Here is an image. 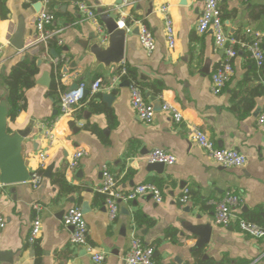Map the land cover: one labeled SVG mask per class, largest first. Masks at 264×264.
Listing matches in <instances>:
<instances>
[{
    "label": "crops",
    "instance_id": "1",
    "mask_svg": "<svg viewBox=\"0 0 264 264\" xmlns=\"http://www.w3.org/2000/svg\"><path fill=\"white\" fill-rule=\"evenodd\" d=\"M37 2L39 10L34 8ZM78 3L93 10L96 20L87 18ZM261 5L264 0L220 1L224 31L238 43L231 59L233 73L223 89L214 93L211 73L223 62L225 52L215 46L212 31H196L202 0H130L127 5L122 0H4V9L0 7V102L7 98L3 78L11 66L25 54L37 56L39 73L34 85L25 90V107L14 121L6 120L10 132L31 122L22 145L30 173L39 170V153H45L47 159L39 170L37 186L29 181L0 182V213L6 221L0 230V264H123L133 236L153 247L157 264H264V237L245 235L236 220L227 227L213 222L216 202L234 192L239 196L235 219L264 227V122H258L264 106V63L257 69L242 45L264 33V13L256 15ZM162 6L167 7L175 30L173 47L165 38ZM42 10L54 15L46 27L55 42L50 48L35 28ZM100 12L114 13L118 25L125 24L128 16H136L127 25L129 29L125 28L120 65L135 70L137 85L154 108L151 123L137 118L130 105L129 84L120 85L125 79L112 91L105 86L96 94L87 92L71 114L59 112L60 94L73 83L97 77L108 83L117 71L116 65L105 67L96 62L83 45L94 39L106 43ZM137 21L153 34L151 53L140 45L138 32H133ZM19 22L23 23L21 49L11 44ZM262 48L264 51V37ZM43 71L62 90L58 87L50 95V84L37 83ZM107 92L113 95L109 105L101 101V93ZM162 99L180 109V123L161 110ZM106 110H111L112 122ZM71 120L79 127L77 132L69 127ZM190 126L202 129L217 147L238 150L246 157L245 163L239 167L216 164L189 136ZM156 147L174 154L175 162L161 167L148 162V152ZM78 149L87 153L74 169H68V159ZM103 167L115 178L114 190L125 192L140 183H154L163 200L157 203L143 194L121 201L117 216L110 220L104 195L97 191ZM55 173L73 189L61 192L53 182ZM186 189L189 199L181 203ZM34 203L42 207L41 228L37 239L29 243ZM83 205L88 242L105 252L101 263L93 262L84 247L71 243V228L62 223L65 210ZM205 225L210 239L198 246L196 230Z\"/></svg>",
    "mask_w": 264,
    "mask_h": 264
},
{
    "label": "built area",
    "instance_id": "2",
    "mask_svg": "<svg viewBox=\"0 0 264 264\" xmlns=\"http://www.w3.org/2000/svg\"><path fill=\"white\" fill-rule=\"evenodd\" d=\"M222 0H202L203 6L201 8L198 21L196 24V31L199 34L206 31H212L214 44L216 47L222 48L225 52V59L221 62L211 73L212 90L214 93H219L229 77L233 73L231 59L236 55L237 50L234 45L238 43L237 39L228 36L223 27V20L219 12V3ZM122 3L127 5L130 0H122ZM78 9L89 19L96 20V13L87 7L84 3H78ZM160 12L163 15L164 33L169 47H173L175 43V30L172 19L167 12V7L162 6ZM54 21V15L47 11H40L37 14L35 21V28L39 32L42 40L46 41L51 33L47 30V26ZM138 25V41L142 48L151 53L155 47V41L151 30L143 23L137 21ZM119 26L129 29L124 23ZM264 33L257 34L251 41L242 42V45L249 51L250 57L254 61L257 69H260L264 63V51L262 48V38ZM1 50V45H0ZM126 73L125 67L115 71L109 82L106 84L107 89L113 90L124 79ZM103 79L97 77L92 81L81 80L76 83V86L67 89L60 94L58 106L59 112L63 116L71 114L74 108L81 103L86 95V91L96 94L102 89ZM130 105L135 112L137 118L144 123H151L154 120V108L152 104L147 101L139 86L132 82L129 83ZM161 110L166 112L175 123H180L183 119L180 109L171 101L162 99ZM258 122H264V106L259 112ZM189 136L202 147L209 157L216 163L223 167H239L245 163L246 157L238 150L233 148L217 147L212 140H210L205 132L197 126L189 127ZM84 149L74 151L67 163L68 169H74L79 160L86 155ZM39 170L44 169L46 165L47 155L45 153L38 154ZM147 160L150 163L173 164L176 160L174 154L163 148H153L147 154ZM34 171L30 174L29 182L33 186H37L41 179L40 171ZM115 178L106 167L102 168V181L97 187V191L104 195L105 205L110 220H114L119 209V202H128L136 199L138 196L148 194L155 202L163 200L161 191L154 183H140L133 186L125 192L114 190ZM189 199L188 190H184L183 195L179 201L185 203ZM239 204V196L234 192L224 194L215 204L213 222L216 225L227 227L233 220H236L238 229L254 238L264 237V227L254 221L244 218L235 219L234 209ZM35 217L31 222L28 239L29 243L34 242L40 234L41 222L39 212L42 209L39 203L33 204ZM5 218L0 213V230L5 227ZM62 223L66 227H71L70 241L75 246H82L89 254L91 260L95 263H101L104 260L105 252L97 249L89 244L87 233L88 227L84 217V213L79 206L69 207L62 216ZM123 264H157L153 258V247L146 245L143 241L133 236L130 240V246L124 257Z\"/></svg>",
    "mask_w": 264,
    "mask_h": 264
},
{
    "label": "water",
    "instance_id": "3",
    "mask_svg": "<svg viewBox=\"0 0 264 264\" xmlns=\"http://www.w3.org/2000/svg\"><path fill=\"white\" fill-rule=\"evenodd\" d=\"M34 8L39 10V3L34 4ZM99 18L102 21L107 34L106 43H102L99 39H94L90 44L85 43V47L95 58L96 62L102 63L105 67L116 65L119 67L124 56V43L126 30L123 27H119L116 15L114 13L100 12ZM133 32H138V27H135ZM11 44L21 49L23 47V23L19 22ZM54 56L56 53L54 50L50 51ZM37 66L40 65L41 60L37 59ZM37 83L48 86L50 84L49 72L43 71L40 77L36 80ZM106 81H103L102 87H105ZM129 83L127 80H123L120 85L127 86ZM76 83H73L69 89L74 88ZM87 94V91H86ZM113 98L110 92L101 93V101L109 105ZM7 98L0 102V182L2 183H15L25 182L30 178V171L26 167V162L22 155V145L26 142L31 131V122L23 129H16L15 131H8L7 126V111H8ZM69 127L77 132L79 127L75 126V121L71 120L68 123ZM153 165L163 166L162 163H152ZM135 204V201H133ZM84 206L81 210L84 212ZM71 228V227H70ZM196 234L199 236L197 242L198 246L208 243L210 239V231L208 226H201L197 228Z\"/></svg>",
    "mask_w": 264,
    "mask_h": 264
},
{
    "label": "trees",
    "instance_id": "4",
    "mask_svg": "<svg viewBox=\"0 0 264 264\" xmlns=\"http://www.w3.org/2000/svg\"><path fill=\"white\" fill-rule=\"evenodd\" d=\"M0 7L1 10L4 9V0H0ZM264 13V6H260L258 8L256 15H261ZM136 19V16H128L125 19V24L130 25L132 20ZM46 43L48 48L55 46V42L52 40L51 37L47 38ZM44 47H41L43 50ZM38 57L34 55L25 54L21 60H18L14 63L10 71L6 76L3 78V83L6 87L7 93V101L9 104L8 111H7V118L10 121H14L15 117L18 113L25 107V90L30 88L35 83V76L39 73V67L37 66ZM60 61L58 66L60 65ZM122 67H125L126 73L124 74L123 78L127 80L129 83H136V73L135 70L128 65H120L117 70H120ZM58 87L62 90V86L57 83L54 79L49 85L48 93L50 95H55L57 92ZM242 113V112H241ZM107 117L109 122L113 121V115L111 110H106ZM8 130H10L8 128ZM53 182L58 183L61 192L71 191L73 187L69 185L63 178V176L59 173H55L53 176Z\"/></svg>",
    "mask_w": 264,
    "mask_h": 264
}]
</instances>
